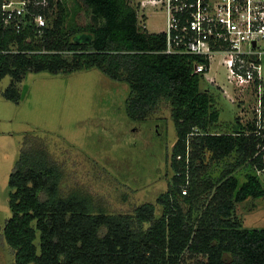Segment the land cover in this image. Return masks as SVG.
<instances>
[{
    "label": "trees",
    "instance_id": "16d2710c",
    "mask_svg": "<svg viewBox=\"0 0 264 264\" xmlns=\"http://www.w3.org/2000/svg\"><path fill=\"white\" fill-rule=\"evenodd\" d=\"M6 1L0 0V82L11 78L7 100L19 103L18 84L30 72L98 69L129 85L132 121L157 117L165 104L177 135L167 190L155 203L112 213L69 188L46 138L26 133L9 176L12 217L3 234L14 264H264V229L244 228L237 216L240 203L264 198L257 175L264 137L256 121L220 124L216 97L194 73L202 59L164 53L166 36L142 28L129 0H79L90 17L85 26L65 0H48L37 11L47 26L40 29L28 15L20 31L5 24ZM221 163L227 167L215 178L208 170ZM243 167L249 171L241 182L235 172Z\"/></svg>",
    "mask_w": 264,
    "mask_h": 264
},
{
    "label": "rangeland",
    "instance_id": "374dc122",
    "mask_svg": "<svg viewBox=\"0 0 264 264\" xmlns=\"http://www.w3.org/2000/svg\"><path fill=\"white\" fill-rule=\"evenodd\" d=\"M65 2L79 25L88 24V10L79 0ZM147 14L142 20V11H138L139 25L149 33L163 32L165 13ZM72 22L70 18L69 30ZM261 64L264 80V55ZM207 77L215 78L221 86H230L219 58L213 61ZM10 83V77L0 82V264H14L12 249L3 234L12 217L9 176L26 133L45 137L49 152L63 164L67 186L90 194L95 204L108 212H131L144 203H155L167 190L171 176L168 162L177 140L167 105L163 104L162 113L149 121H132L126 111L129 85L98 69L58 75L30 72L18 84L19 103L3 95ZM201 89L216 97L220 124H236L242 112L240 118L245 124L257 123L258 102L250 92L239 96L240 92L235 91L232 101L205 78ZM226 167L213 164L208 171L217 178ZM248 171L243 167L235 175L244 182ZM237 216L244 228L264 229V198L240 203Z\"/></svg>",
    "mask_w": 264,
    "mask_h": 264
},
{
    "label": "built area",
    "instance_id": "2783aa9c",
    "mask_svg": "<svg viewBox=\"0 0 264 264\" xmlns=\"http://www.w3.org/2000/svg\"><path fill=\"white\" fill-rule=\"evenodd\" d=\"M132 7L147 12H164L166 36L164 53L201 58L193 63L194 73L222 89L234 101L250 92L257 100L258 135L264 137V80L261 59L264 55V0H129ZM48 6V0H7L3 5L5 24L20 31L29 15L40 29L47 26L46 17L38 13ZM37 12V14H36ZM144 28V25L142 26ZM227 71L229 87L208 78L213 61ZM261 130V131H260ZM264 152V146L262 147ZM264 161V155H263ZM264 178V168L257 169ZM184 194L186 191L183 192Z\"/></svg>",
    "mask_w": 264,
    "mask_h": 264
},
{
    "label": "crops",
    "instance_id": "0c3cea01",
    "mask_svg": "<svg viewBox=\"0 0 264 264\" xmlns=\"http://www.w3.org/2000/svg\"><path fill=\"white\" fill-rule=\"evenodd\" d=\"M242 116H243V112H242V114H240L237 118H239V119L241 120V121H240L241 124H245V123L243 122V120L240 118V117H242ZM239 205H240V204H239ZM239 205H238V206H239ZM254 206H256V205H253V207H254Z\"/></svg>",
    "mask_w": 264,
    "mask_h": 264
}]
</instances>
